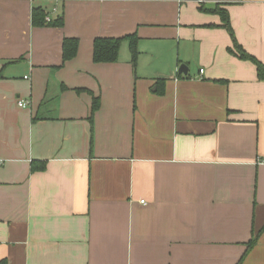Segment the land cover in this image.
<instances>
[{
    "label": "crops",
    "instance_id": "crops-1",
    "mask_svg": "<svg viewBox=\"0 0 264 264\" xmlns=\"http://www.w3.org/2000/svg\"><path fill=\"white\" fill-rule=\"evenodd\" d=\"M129 34L135 63L93 62ZM233 39L264 64V0H0V261L264 264V80Z\"/></svg>",
    "mask_w": 264,
    "mask_h": 264
},
{
    "label": "trees",
    "instance_id": "trees-1",
    "mask_svg": "<svg viewBox=\"0 0 264 264\" xmlns=\"http://www.w3.org/2000/svg\"><path fill=\"white\" fill-rule=\"evenodd\" d=\"M203 10L208 12L217 13L220 15L223 26L229 31L230 35L233 37L232 29L229 24L228 13L226 9L215 6L214 8H203ZM47 12L40 5H34L31 9V23L33 26H44L51 25L60 27L63 25L62 15H57L52 20L46 21ZM126 40L129 43V49L131 52V62L135 63L137 57L136 41L137 37L134 34L125 35L122 37H96L92 43V60L95 63H108L114 62L118 58L119 48L121 43ZM233 46L236 50V54L242 59H247L252 61L256 66L257 76L259 79L264 80V64L257 60L254 56L250 55L242 49V47L233 39ZM78 49V39L74 37L64 38L62 41V60L63 62L73 58ZM233 52V49H230ZM98 97H93L91 105V115L98 108ZM44 163L42 162H32L31 170H42L44 168ZM252 244V240L249 245ZM0 264H7L5 260H1Z\"/></svg>",
    "mask_w": 264,
    "mask_h": 264
},
{
    "label": "built area",
    "instance_id": "built-area-1",
    "mask_svg": "<svg viewBox=\"0 0 264 264\" xmlns=\"http://www.w3.org/2000/svg\"><path fill=\"white\" fill-rule=\"evenodd\" d=\"M31 1H32V0H31ZM46 21H49V18H48V17H46ZM25 78H26V76H25ZM17 103H18V105L21 106V107H24V106L27 105V101H26V100H21V99H19V100L17 101ZM141 203H144V200H141Z\"/></svg>",
    "mask_w": 264,
    "mask_h": 264
},
{
    "label": "water",
    "instance_id": "water-1",
    "mask_svg": "<svg viewBox=\"0 0 264 264\" xmlns=\"http://www.w3.org/2000/svg\"><path fill=\"white\" fill-rule=\"evenodd\" d=\"M180 73H187V67L185 65H180L179 70Z\"/></svg>",
    "mask_w": 264,
    "mask_h": 264
}]
</instances>
